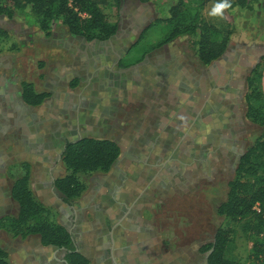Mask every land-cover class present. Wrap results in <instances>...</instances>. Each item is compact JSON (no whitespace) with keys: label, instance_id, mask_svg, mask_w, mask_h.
<instances>
[{"label":"crops","instance_id":"obj_1","mask_svg":"<svg viewBox=\"0 0 264 264\" xmlns=\"http://www.w3.org/2000/svg\"><path fill=\"white\" fill-rule=\"evenodd\" d=\"M23 27L20 35L1 27L9 37L0 44V221L18 215L11 191L26 166L33 196L55 212L56 222L71 236L74 251L88 264H174L175 218L161 210L167 202L158 198L171 195L175 187L184 189L185 178L180 174L176 179L172 172L170 185L150 182L158 180L162 166L167 169L169 162L166 155L158 163V148L153 145L169 143L171 134L161 131V135L160 130L181 128L176 123L185 121L189 109H183L185 101L176 106V100L190 92L184 86L176 89V75L168 70V63L152 64L149 54L138 64L121 67L132 47L128 50L121 40L87 41L60 24L51 32L56 27L63 37L47 40L37 28L26 23ZM31 29L39 31L40 39H34ZM23 83L46 95L40 105L24 101ZM200 114L199 107L196 116ZM133 128L149 130L150 135L135 131L130 140L125 139L126 130ZM113 129L124 130V139L108 136ZM83 138L114 140L120 148L119 168L115 162L107 173H91L97 182L84 183L85 191L69 205L55 182L67 174L61 156L66 143ZM127 160H146L152 168L140 169L151 184L139 187L137 193L125 183L126 167L121 164ZM115 177L117 186L111 183ZM0 248L9 264H69L65 249L44 246L39 235L13 236L2 226Z\"/></svg>","mask_w":264,"mask_h":264},{"label":"trees","instance_id":"obj_2","mask_svg":"<svg viewBox=\"0 0 264 264\" xmlns=\"http://www.w3.org/2000/svg\"><path fill=\"white\" fill-rule=\"evenodd\" d=\"M209 0H169L163 5H154L160 15L147 25L137 37L130 51L121 60V67L140 63L149 53L162 48L173 40L188 36L199 66H207L217 60L228 48L234 33L232 24L216 27L201 17V10ZM151 3L153 0H139ZM121 0H0V16L9 20L19 17L26 24L49 36L55 24L64 26L69 34L83 37L87 41H105L118 31ZM228 15L237 10L249 13L248 19L264 15V0H228ZM252 21V20H251ZM159 30V37L146 40L152 30ZM8 32L0 27V44L7 39ZM142 48L139 54L133 50ZM260 74L255 68L246 80L247 92L245 118L261 129V134L246 147L236 165L234 175L228 182L226 199L216 212L225 221L214 234V242L202 247L208 252L207 264H244L228 254L227 246L235 233L231 223H241L245 235H255L256 242L264 247V99L259 90ZM24 101L31 106L40 105L46 98L38 94L29 83L21 85ZM120 154L118 144L109 138H83L66 143L62 151V162L67 174L55 182L56 189L66 204H72L86 187L78 174L107 173ZM28 168L14 182L12 199L18 205V215L0 221L13 236L39 235L44 246H54L68 251L69 264H88V260L72 247L69 232L56 222V214L33 196L28 180ZM255 207L258 209L256 210ZM258 244V243H257ZM264 255V250L257 252ZM0 264H9L6 253L0 248Z\"/></svg>","mask_w":264,"mask_h":264},{"label":"rangeland","instance_id":"obj_3","mask_svg":"<svg viewBox=\"0 0 264 264\" xmlns=\"http://www.w3.org/2000/svg\"><path fill=\"white\" fill-rule=\"evenodd\" d=\"M168 1L169 0H153L151 3L141 4L138 7L135 6V4L134 6L125 4L119 14L118 28L119 26L120 28L115 36L105 41L121 40L129 50V47L135 43L141 31L156 18L160 17L154 9V5H163ZM219 2L220 0H209L205 3L201 10V17L203 20L216 27L226 26L229 23L233 25L234 33L230 38L225 54L239 57L244 56L243 58L246 57L250 62H258L256 69L260 74L259 90L264 99V15L259 10L257 11V17L255 19L251 17L252 21L248 19L249 13L240 10L230 15L224 11L221 15H209L212 7ZM131 15L133 18L138 17L139 22L134 24L132 28H129L127 19H129L128 17ZM15 19L18 22L14 24H12V21L9 19H3V21L0 22V26L9 28L12 31L11 33H16L15 35H20L19 32L20 30H24L23 28L25 27H23V25H25V23H22L23 20L19 17H15ZM9 24L14 26H10ZM29 31L30 34L34 36L35 40L40 39V37L47 40L63 37V31H60L56 27L54 28L53 35L51 32L49 36L40 33L39 37V31L37 32L34 29ZM158 37L159 30H152L151 34L146 37V40L150 41L151 38L156 40ZM15 38L17 39V36ZM141 50L142 48L133 50L132 54L137 55ZM33 51L37 50L33 49ZM148 57L152 64L158 63V60H160V62H167L168 70L176 75L174 84L176 89L183 88L181 86H184V88L188 86L191 91L189 97L185 96V98L176 100V106L179 104L181 105L185 101L183 109H189V113L187 114L188 117L184 122H175L179 124L181 128H176L179 127L176 125L174 128L160 130V134L161 131L164 135H167V133L171 134L169 135V143H165L167 146H161V143L153 146L154 148H158V156H160V161H158V163L165 160L166 155L173 149V146L176 151H178V153L174 152L177 160L175 162H168L167 169L170 168L174 171V178L176 179L182 174L185 178V182L183 183L185 188L178 189L175 187L171 195L164 194L159 197L158 200L167 202L166 205H163L161 210L163 211V209H165V211H168L169 216L175 218L176 234L174 246L176 249L174 264H184V260L179 258L183 256L182 253L185 254L184 257L188 255L191 260L195 262L194 264H197V262L202 261L207 253L202 252V247L210 242L213 243L215 231L220 226H225L226 223H229V221H225L222 217L217 215L216 210L220 203L226 199L228 182L234 175L240 156L244 153L246 147L261 134V129L251 124L245 118L246 105L244 96L247 92V85L246 88H241L240 90L237 87V89L234 88L236 82L231 81L232 77L226 74V68H220L219 77L215 80V83L219 86L226 82H230L231 88H229V91L232 90L233 95L230 97L226 94L225 97L221 99L218 98V100L215 96L211 95V90L215 83L214 80L210 79L207 73H205L206 70L210 68L211 64L202 67L198 65L196 57L194 56L191 37L183 36L177 38L162 48L149 53ZM241 69L240 73L243 75L246 69ZM182 75L185 76V79H182ZM242 75H240V78ZM213 76L214 75H211L210 77L213 78ZM229 77L231 78L230 80H228ZM182 81H184V84ZM94 87L95 89L98 87L97 82L94 84ZM198 87H201L199 91L207 93L205 99L200 98ZM159 100H163V98L161 97ZM203 100H206L204 104ZM235 102L237 105L234 107ZM199 107L201 110L203 109L202 113L203 111L204 113L203 115L201 113V115L196 116ZM207 109H212V112L204 116ZM181 117L182 114L178 113V118ZM228 125L233 126L235 131L233 135L228 132L226 128ZM188 127H190V129ZM121 131L125 132L119 129L110 130L108 136L110 135L113 139L121 141L123 138ZM126 131L127 134L123 136L127 140H130L132 136H134L133 134L135 131H138L137 133L150 135L149 130H136L133 128L131 130L127 129ZM184 132L190 134L189 138H182ZM209 136L224 137L225 146L223 149L213 152L211 155L209 154L207 159L199 161L200 154L203 155L207 152V148H201V145H203L201 139ZM135 145L136 143H133V146ZM138 145L139 148H142L140 144ZM133 156L135 157L137 155L133 154ZM162 167V173H160L158 180H150V182H155L164 187L167 183L169 185L171 184L172 176L166 169V166ZM78 178L82 183H87L89 185L93 181L97 182V177L92 174L79 175ZM149 179L148 175H140L136 181L125 180V183L128 182L127 188L137 193L139 187L142 188L143 185L151 184L148 183ZM174 181L177 183V180L174 179ZM111 183L117 186L119 184L118 178H112ZM162 193L163 192L158 194L161 195ZM164 214L166 215V213ZM241 223H231V226L235 229V233L230 238L231 240L227 246L228 254L234 256L244 264H264L263 254L260 253L258 257H256L257 252L264 250L263 245L256 242L255 235H245L241 228ZM182 247H184L183 250ZM195 254L201 255L195 256Z\"/></svg>","mask_w":264,"mask_h":264},{"label":"flooded vegetation","instance_id":"obj_4","mask_svg":"<svg viewBox=\"0 0 264 264\" xmlns=\"http://www.w3.org/2000/svg\"><path fill=\"white\" fill-rule=\"evenodd\" d=\"M122 1H123L122 5L131 4V5L134 6V1L133 0H122ZM128 18L129 19H127V23L129 25V28L130 27L132 28V26H134V24L139 22L138 17L133 18V16L131 15ZM119 28H120V26H119ZM243 57L244 56L239 57V56H234V55H226L225 52H224L216 60V62L210 63L211 66H210V68L208 70H206L205 73H207L208 77L210 79H213L214 83H215V80L219 77L220 68H226V74H229V76L232 77V79L229 77L228 80L231 79V81H235L236 82L234 88L237 87L239 90L241 88L244 89V88H246V80H247V78L249 77L251 72L257 67V63L258 62H254V61L250 62V60H247L246 57H245L246 60ZM241 68H245L246 69L243 75L240 73V71L242 70ZM211 75H214L213 78L210 77ZM240 75H242L241 78H240ZM229 83L226 82V83L221 84L219 86H217L216 83H215L213 89L211 90L212 91L211 95L215 96L217 98V100H218V98L221 99V98L225 97L226 94H228L231 97V95H233L232 94L233 91L232 90L229 91V88H231V85H230L231 83L230 84ZM189 89L190 88H188V86H187V88L185 90L191 92ZM199 90H201V87H198V91ZM203 92L204 91H199L198 93H199V95L202 96ZM205 95L207 96V93H205ZM216 98H215V100H216ZM204 101H206V100H203V104H204ZM236 105L237 104L235 102L234 107ZM212 109H209V110L207 109V111L204 114V116L207 113L212 112ZM202 110H201V113H202ZM213 110H215V109H213ZM203 113H204V111H203ZM203 113H202V115H203ZM226 128H227L229 133H231L232 135L234 134L235 131L233 129V126L228 125V127H226ZM183 136H190V134L184 132ZM201 142H203L202 143L203 145H201V148H207V152L204 153L203 155L200 154L199 159H198L199 161L207 159L209 154L211 155L213 152L221 150L225 146V139H224V137H221V136H219V137H210V136L209 137H205V138L201 139ZM174 150L170 151L168 156H167L169 158V162L170 161L171 162H175L177 160L175 158V153L176 152L178 153V151H176L175 148H174ZM123 161H125V160H123ZM117 162H119V159L117 160ZM117 162H116V164L114 166H118L119 165V164L117 165ZM121 165L122 166L124 165L126 167L125 171H123V172L125 173V180H128V181H136L137 178L141 175V170L140 169H142V170L145 169L146 172L152 169L151 166L146 162V160L145 161H131V160L128 161L127 160L125 164H121ZM152 165H153V163H152ZM124 166L122 167L123 169L125 168ZM158 169H161V166H160V168L158 167ZM167 170L170 173L174 172L170 168L167 169ZM199 255H201V254H195V256H199ZM179 258H182L184 260L183 261L184 264H194L195 263L187 255L185 257L182 256V257H179ZM205 261H206V255H205V257H203L202 261L201 262H197V264H205Z\"/></svg>","mask_w":264,"mask_h":264},{"label":"clouds","instance_id":"obj_5","mask_svg":"<svg viewBox=\"0 0 264 264\" xmlns=\"http://www.w3.org/2000/svg\"><path fill=\"white\" fill-rule=\"evenodd\" d=\"M228 7H230V4L228 3V0H220L219 3H216L212 7L209 15H212V16L221 15L223 13V11L225 9H227Z\"/></svg>","mask_w":264,"mask_h":264},{"label":"water","instance_id":"obj_6","mask_svg":"<svg viewBox=\"0 0 264 264\" xmlns=\"http://www.w3.org/2000/svg\"><path fill=\"white\" fill-rule=\"evenodd\" d=\"M134 1V4H135V6H140L142 3H140L139 2V0H133ZM122 3H123V1L121 0V3H120V8H119V14L121 13V11H122V9H123V6L124 5H122ZM3 19H6V20H8V18L7 17H5V16H0V20H3ZM115 36V35H114ZM214 62H216V60L215 61H213V63ZM239 161V160H238ZM115 164V163H114ZM213 242H214V240H213ZM211 251H212V249H210L207 253H206V261H205V264H207V257H208V255L211 253Z\"/></svg>","mask_w":264,"mask_h":264},{"label":"built area","instance_id":"obj_7","mask_svg":"<svg viewBox=\"0 0 264 264\" xmlns=\"http://www.w3.org/2000/svg\"><path fill=\"white\" fill-rule=\"evenodd\" d=\"M256 210H258L256 207H255ZM264 257V256H263Z\"/></svg>","mask_w":264,"mask_h":264}]
</instances>
